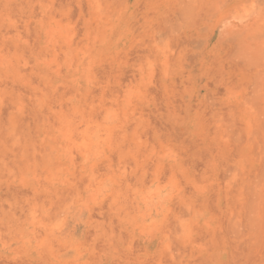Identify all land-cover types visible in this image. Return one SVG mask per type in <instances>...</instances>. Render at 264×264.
<instances>
[{"label": "rangeland", "instance_id": "1", "mask_svg": "<svg viewBox=\"0 0 264 264\" xmlns=\"http://www.w3.org/2000/svg\"><path fill=\"white\" fill-rule=\"evenodd\" d=\"M0 264H264V0H0Z\"/></svg>", "mask_w": 264, "mask_h": 264}]
</instances>
